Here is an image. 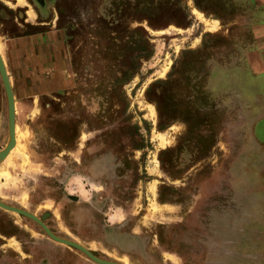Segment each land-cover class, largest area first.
I'll list each match as a JSON object with an SVG mask.
<instances>
[{"label": "rangeland", "instance_id": "obj_1", "mask_svg": "<svg viewBox=\"0 0 264 264\" xmlns=\"http://www.w3.org/2000/svg\"><path fill=\"white\" fill-rule=\"evenodd\" d=\"M253 10L254 0H0L18 141L0 160V201L108 262L264 264ZM55 32L70 76L28 95L11 42L33 37L52 62ZM9 141L0 75V152ZM42 224L0 206V264H98Z\"/></svg>", "mask_w": 264, "mask_h": 264}, {"label": "crops", "instance_id": "obj_2", "mask_svg": "<svg viewBox=\"0 0 264 264\" xmlns=\"http://www.w3.org/2000/svg\"><path fill=\"white\" fill-rule=\"evenodd\" d=\"M248 26L254 36V51L249 62L258 69L259 73H264V0H254L253 20ZM51 35L55 39L51 46L52 62L36 46L38 44L33 37L17 38L11 42L14 76L24 79L26 82L24 88L28 95L41 96L46 93L47 85L44 82L46 76H54L53 80L57 82L62 81L64 76H70L66 45L62 43L60 33L55 32ZM262 110L264 111V104ZM252 132L254 136L253 128Z\"/></svg>", "mask_w": 264, "mask_h": 264}, {"label": "water", "instance_id": "obj_3", "mask_svg": "<svg viewBox=\"0 0 264 264\" xmlns=\"http://www.w3.org/2000/svg\"><path fill=\"white\" fill-rule=\"evenodd\" d=\"M0 75L3 81V85L7 94V99H8V116H9V134H10V141L7 144V146L0 152V160L5 159L9 153L15 148L16 144H17V138H16V104H15V95L13 92V88H12V84L10 81V77L5 65V61L3 59L2 54L0 53ZM0 206L13 211V212H17L19 214L28 216L34 220H36L37 222H39L40 224L41 221L35 217L34 215H31L29 213L23 212L19 209L7 206L5 204H3L0 201ZM43 228L45 229V231L47 232V234L55 241L61 243V244H65L67 246H70L72 248L78 249L80 251H82L83 253H85L89 258H91L93 261H95L98 264H119V263H115V262H108V261H104L101 260L100 258H98L97 256H95L92 252H90L89 250H87L85 247L69 241V240H65L62 238H59L58 236H56L47 226H45L44 224H42Z\"/></svg>", "mask_w": 264, "mask_h": 264}, {"label": "bare ground", "instance_id": "obj_4", "mask_svg": "<svg viewBox=\"0 0 264 264\" xmlns=\"http://www.w3.org/2000/svg\"><path fill=\"white\" fill-rule=\"evenodd\" d=\"M200 15V14H199ZM212 29V28H211ZM215 30V29H214ZM19 135V134H18ZM19 139V138H18ZM18 142V141H17ZM16 150V148H14L10 153H9V155H11V153H13L14 151ZM8 174V173H7ZM6 174V175H7Z\"/></svg>", "mask_w": 264, "mask_h": 264}]
</instances>
